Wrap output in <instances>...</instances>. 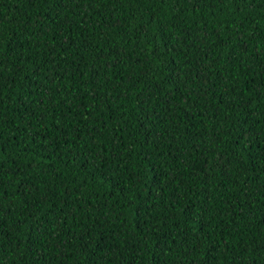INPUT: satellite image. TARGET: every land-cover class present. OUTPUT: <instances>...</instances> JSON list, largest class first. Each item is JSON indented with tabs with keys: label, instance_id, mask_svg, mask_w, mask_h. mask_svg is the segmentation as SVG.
Listing matches in <instances>:
<instances>
[{
	"label": "trees",
	"instance_id": "1",
	"mask_svg": "<svg viewBox=\"0 0 264 264\" xmlns=\"http://www.w3.org/2000/svg\"><path fill=\"white\" fill-rule=\"evenodd\" d=\"M0 264H264V0H0Z\"/></svg>",
	"mask_w": 264,
	"mask_h": 264
}]
</instances>
